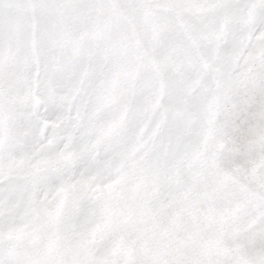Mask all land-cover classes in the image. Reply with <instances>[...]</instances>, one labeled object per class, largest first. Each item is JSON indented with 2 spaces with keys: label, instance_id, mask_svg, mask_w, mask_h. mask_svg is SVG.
I'll return each instance as SVG.
<instances>
[{
  "label": "snow or ice",
  "instance_id": "snow-or-ice-1",
  "mask_svg": "<svg viewBox=\"0 0 264 264\" xmlns=\"http://www.w3.org/2000/svg\"><path fill=\"white\" fill-rule=\"evenodd\" d=\"M0 264H264V0H0Z\"/></svg>",
  "mask_w": 264,
  "mask_h": 264
}]
</instances>
